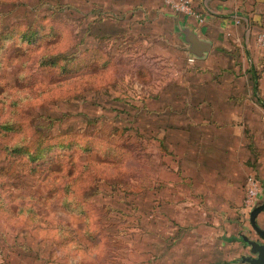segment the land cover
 <instances>
[{"label":"rangeland","instance_id":"374dc122","mask_svg":"<svg viewBox=\"0 0 264 264\" xmlns=\"http://www.w3.org/2000/svg\"><path fill=\"white\" fill-rule=\"evenodd\" d=\"M127 1L0 0V264L139 259L138 234L153 228L154 184L141 111L169 82L170 66L141 46L146 32L127 29ZM31 29L33 45L23 40ZM262 29L254 32L258 94L249 98L258 102ZM7 120L13 129L1 125ZM19 144L37 159L14 151Z\"/></svg>","mask_w":264,"mask_h":264},{"label":"crops","instance_id":"0c3cea01","mask_svg":"<svg viewBox=\"0 0 264 264\" xmlns=\"http://www.w3.org/2000/svg\"><path fill=\"white\" fill-rule=\"evenodd\" d=\"M191 2L202 21L164 0L127 1V29L146 32L141 46L170 66L141 111L153 143V228L139 232L135 264H252L246 239L263 240L243 203L251 175L263 191L254 208L264 203V102L249 99L258 94L264 0ZM192 35L209 49L191 53ZM256 221L264 229V210Z\"/></svg>","mask_w":264,"mask_h":264},{"label":"built area","instance_id":"2783aa9c","mask_svg":"<svg viewBox=\"0 0 264 264\" xmlns=\"http://www.w3.org/2000/svg\"><path fill=\"white\" fill-rule=\"evenodd\" d=\"M165 5L172 11L193 16L202 21L200 13L193 6L191 0H164ZM260 44L264 46V34L259 38ZM263 195L262 186L259 179L255 175H251L247 179L246 192L244 197L243 208L248 214L252 212L259 198Z\"/></svg>","mask_w":264,"mask_h":264},{"label":"water","instance_id":"95a60500","mask_svg":"<svg viewBox=\"0 0 264 264\" xmlns=\"http://www.w3.org/2000/svg\"><path fill=\"white\" fill-rule=\"evenodd\" d=\"M191 44V53L195 54L196 56L201 55V53H204L209 49V44L197 39L196 35H192ZM263 210L264 203L260 205L258 204L251 212V223L263 240V242H261L246 239L249 245H251L252 253L255 255L247 258V260L252 264H264V229L261 228L256 221L258 214Z\"/></svg>","mask_w":264,"mask_h":264},{"label":"trees","instance_id":"16d2710c","mask_svg":"<svg viewBox=\"0 0 264 264\" xmlns=\"http://www.w3.org/2000/svg\"><path fill=\"white\" fill-rule=\"evenodd\" d=\"M4 32V31H3ZM37 32L36 30H33V29H31L30 30V33H24L23 34V40H27V42L29 43V44H31V45H33V44H35L36 43V36H35V33ZM2 33V32H1ZM37 34V33H36ZM10 35L12 36L13 35V33H12V30H10V29H8V30H6L5 31V34H4V36H5V38H7V37H10ZM59 56V55H58ZM61 56V55H60ZM59 56V57H60ZM43 58H45V56H43ZM65 59H67V61L69 62H71L72 60H69L68 58H65ZM58 62H59V60L57 59V56L56 55H54V57H53V61H52V65L53 66H56L57 64H58ZM42 64L43 65H46L44 62H42ZM48 65V64H47ZM2 126H4L5 128H6V130H11V129H13V127H12V125H11V123H10V121L9 120H7V121H5V122H3L2 124H1ZM36 132L37 133H40V130H36ZM42 139V138H41ZM36 144H38V143H36ZM23 148V145H21V144H19L18 146H16L15 148H13V150L14 151H20V150H24L25 152L24 153H27L28 155H30V157L31 158H33L34 160H36L37 159V156L34 154V153H32V152H30V151H28L29 150V147H27V146H24V148Z\"/></svg>","mask_w":264,"mask_h":264}]
</instances>
